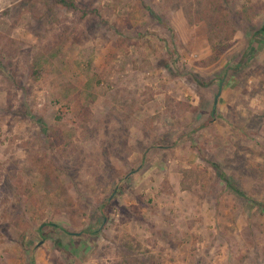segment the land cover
Returning <instances> with one entry per match:
<instances>
[{
	"label": "rangeland",
	"instance_id": "rangeland-1",
	"mask_svg": "<svg viewBox=\"0 0 264 264\" xmlns=\"http://www.w3.org/2000/svg\"><path fill=\"white\" fill-rule=\"evenodd\" d=\"M77 4L0 0V264H264V0Z\"/></svg>",
	"mask_w": 264,
	"mask_h": 264
},
{
	"label": "trees",
	"instance_id": "trees-1",
	"mask_svg": "<svg viewBox=\"0 0 264 264\" xmlns=\"http://www.w3.org/2000/svg\"><path fill=\"white\" fill-rule=\"evenodd\" d=\"M44 1H45V3L47 5L63 7L65 9H67V10H70V11H76L78 9L77 0H44ZM215 10H216L215 8L212 9V11H215ZM83 14H85V12H83ZM263 32H264V27H262L261 30H260V32H258L256 34L257 35H261ZM195 80L197 81L198 84H202L199 79H196L195 78ZM202 85H204V86L206 85L207 86V84H202ZM208 123H210V121H208L206 123V125ZM211 165H212L213 168H215L218 171L219 177L225 182L226 186L232 192H234L236 194L241 193L235 187V185L228 178H226V176L224 175V173L221 171L219 164L212 163ZM39 171H40V174H41V184H42V187L44 188V190L46 192H51V190H53V188H52L53 183L58 184V178L53 174V172L51 171V169L48 166H46V165L41 166V168L39 169ZM240 195H242V193ZM257 205L259 207H262L263 210H264V204H257Z\"/></svg>",
	"mask_w": 264,
	"mask_h": 264
},
{
	"label": "water",
	"instance_id": "water-1",
	"mask_svg": "<svg viewBox=\"0 0 264 264\" xmlns=\"http://www.w3.org/2000/svg\"><path fill=\"white\" fill-rule=\"evenodd\" d=\"M215 102H216V100H215Z\"/></svg>",
	"mask_w": 264,
	"mask_h": 264
}]
</instances>
